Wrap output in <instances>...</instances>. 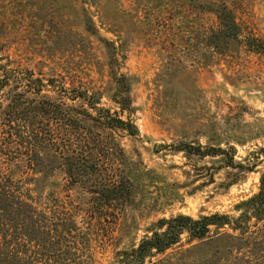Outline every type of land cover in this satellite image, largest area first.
<instances>
[{
    "label": "rangeland",
    "instance_id": "rangeland-1",
    "mask_svg": "<svg viewBox=\"0 0 264 264\" xmlns=\"http://www.w3.org/2000/svg\"><path fill=\"white\" fill-rule=\"evenodd\" d=\"M222 5L234 13L243 36L264 42V0H0V63L98 92L101 106L130 116L138 127L137 136L116 132L125 153L159 175L116 224L98 232L87 264H123L120 251L151 235L161 217H236V205L258 191L264 53L240 41L233 42L231 56L210 52L204 37L217 29ZM122 75L130 114L112 100ZM43 94L58 97L52 90ZM198 143L224 151L200 156L186 150ZM49 193L75 199L78 191L66 189L57 171L40 192L32 191L38 201ZM228 258L227 246L183 234L144 264H228Z\"/></svg>",
    "mask_w": 264,
    "mask_h": 264
},
{
    "label": "trees",
    "instance_id": "trees-1",
    "mask_svg": "<svg viewBox=\"0 0 264 264\" xmlns=\"http://www.w3.org/2000/svg\"><path fill=\"white\" fill-rule=\"evenodd\" d=\"M216 15L217 29L204 37L210 52L231 56L233 42L240 41L264 53V42L243 36L227 6H220ZM9 62L0 63V264H87L98 232L116 224L139 190L159 175L140 159H130L116 138L117 131L139 135L130 116L101 106L98 92L66 87L54 77L35 76ZM121 79L115 78L112 100L121 113L130 114L129 87L125 76ZM45 90L58 97H47ZM186 146L200 156L224 151L219 145ZM57 171L66 189L78 191L75 199L49 193L38 201L32 191L40 192ZM236 208V217L219 212L161 217L151 235L120 251L119 261L144 264L186 234L189 241L227 246L228 264H264V172L258 191Z\"/></svg>",
    "mask_w": 264,
    "mask_h": 264
}]
</instances>
